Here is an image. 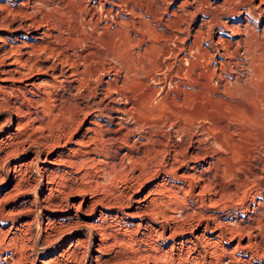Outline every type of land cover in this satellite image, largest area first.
I'll return each mask as SVG.
<instances>
[{"label":"rangeland","instance_id":"1","mask_svg":"<svg viewBox=\"0 0 264 264\" xmlns=\"http://www.w3.org/2000/svg\"><path fill=\"white\" fill-rule=\"evenodd\" d=\"M19 1L21 0H0V4L16 7ZM114 1L132 4L134 0ZM140 1L142 5L139 4ZM233 1L137 0L143 8L138 7L142 12L140 18L147 20L151 27L161 33L159 39L162 40V34L165 37L168 32L177 39L173 42L177 45L175 59L166 54L160 56L162 61L170 58L175 61L172 70L167 71V67L162 66L157 72L161 79L164 80L165 77L164 84H161L162 81L149 79L150 84H157L164 90L158 92L157 99L150 104L154 112L150 118L173 123L171 128L163 125V129L167 132L170 130L178 141H182L184 137L186 144L190 145L189 150L213 151L211 172L217 181V185L199 196L185 195L184 202L165 192L173 201L169 206L162 205L159 219L165 221L162 218L169 213L182 217L186 210L198 212H195L196 216L194 213V219L189 220L194 226L192 231L189 229L164 237L155 235V232L149 233L151 225L158 227L150 217L138 214L131 216L126 211H135V207L139 205L137 198L146 194L156 183L175 182L174 179L168 182L169 175L160 172L145 176L140 181L129 176H117L106 161L90 160L82 153L75 154L58 145L57 140L54 141L56 133L50 132L49 128H38L30 123L20 127V131L16 130L19 127L18 117L21 116H18L12 105L19 103L16 99L18 91L26 90L25 84L30 81L43 88V81L47 76L34 67L32 72L21 79H17L20 74L14 78L13 75L17 73L11 72V76L6 72L4 68L7 69L12 62V54L6 56L3 48L17 42L27 30L0 28V35L4 38L0 39V45H3L0 48V59H3L0 61V147L5 145L10 150L5 154L0 150V264H40L41 260L47 261L45 264H190L182 260L186 257L192 258L191 264H205L202 256L212 260L211 264L218 260L222 264H264V240L261 244H254L256 239L253 234L249 239L248 234L238 231H226L225 237H220L216 222L222 221L232 227L239 221L253 220L258 234L264 238V11L261 10L264 2L255 15L245 11L241 16H232L227 7L238 0ZM89 3L97 4L95 0H90ZM34 4L39 6V0H31L29 10H34V7L37 9L38 6ZM50 7L48 5V10H51ZM116 9L119 7L116 6ZM125 13L129 16L127 10ZM114 14L115 11L110 16L109 23L118 27L119 18ZM136 17L135 19H140L139 16ZM219 17L220 20L238 25L236 27L241 32L230 29L222 31L221 26L213 22L219 20ZM13 19L12 23L17 24L19 18ZM248 27L252 30L249 31ZM40 34V31H36L32 34L34 37L27 40L36 41L38 38L35 37ZM147 37V41H150L147 46L153 45L155 40L152 34ZM219 37L221 43L230 40L232 54L225 55L223 49L212 46L214 42L220 45ZM178 46L185 48L179 49ZM198 48H204L205 51L208 49L205 58L200 55ZM137 59L130 69L131 73L122 69L119 80L127 82L132 79L129 85L135 92L140 88L138 78L133 73L134 68L140 67L141 61ZM145 62L150 65L153 60L145 57ZM5 75L11 78L8 79ZM65 88L73 93L76 91L71 86ZM86 124L85 119L78 130L80 133ZM55 129L58 130L57 127ZM80 159L85 161L80 162ZM71 160L77 162L74 164ZM208 162L209 157L203 155L190 165L199 172L207 167ZM189 167L181 165L178 171L188 169L193 172ZM254 167L258 168V176L252 175ZM178 191L177 195H184ZM96 198L110 203L120 199L122 204H110L111 208L98 205L92 212L84 213L87 205ZM82 200L81 210L76 209ZM54 203L57 207H47V204ZM101 208L109 212L110 224L106 225L109 232L99 249V235L94 228L85 222L76 221H95ZM171 209H174L173 212H170ZM200 212L208 213L209 221L203 219L200 222ZM205 223L209 225L208 229L205 228ZM165 225L164 234L168 233L169 224ZM200 232L205 234L203 238ZM194 235L200 237L197 238L198 241ZM151 238L158 243L152 244ZM186 238H194L196 242L190 251L180 248L181 241ZM158 244L163 249H170L172 245L173 249L169 253L173 256H160ZM187 245L189 243L184 247ZM221 247L224 251L220 250ZM6 255L11 257L7 258ZM231 258H234V262Z\"/></svg>","mask_w":264,"mask_h":264},{"label":"bare ground","instance_id":"2","mask_svg":"<svg viewBox=\"0 0 264 264\" xmlns=\"http://www.w3.org/2000/svg\"><path fill=\"white\" fill-rule=\"evenodd\" d=\"M30 1L31 0H21L17 3L16 7L3 5V3L2 5L0 4V28H5L7 30H27V33L23 36L21 35L22 37L19 38L17 42L10 43L7 48H3V54H7L6 56L12 54V62L10 61L11 63L8 68L4 69L9 74L11 72L17 73V75H13L14 78L20 74L17 79L24 78V76L26 77L33 67L35 70L47 76L43 81V85L45 84V86L42 85L43 88L40 87L38 83L30 81L25 84L26 90L18 91L16 99L19 100V103L15 102V105L12 106L16 110L18 116L23 118L18 117L17 122L19 127H16V130L20 131V127L27 126L30 123L35 124L38 128H49L50 132L54 131L56 133L54 141L57 140V142H55L58 143V145L66 147L75 154L82 153V155L88 156L90 160H98L100 162L106 161L117 176H129L135 181H140L141 178L145 176H151L160 172L169 175L170 179L168 178V182L172 179H174L173 181L175 182H172V184H167V182L161 184L156 183L146 194L137 198V203H139V205L135 207L136 210L131 212L126 211V214L131 216L138 214L144 217H150L151 220L158 225V227L152 226V221L150 220V234L155 232V235L159 234L164 237V235L170 236V234L185 232V230L189 229L192 231L194 226L189 223V220L193 218L194 213L198 212V210L194 212L186 210L182 217L174 216L173 213H169L167 210L169 214L162 218L165 219V221L159 219L158 216L162 205L166 206L173 201L170 200V197H168L169 195H166L165 192H168L172 198L184 202L186 201L185 195H191V197L196 195L199 196L217 183L216 179L214 180V174L211 172L213 167L211 161V158H213V151L209 152L206 150V152L204 150L205 152H202L195 149L189 150L190 145L188 144V146L186 144L184 137L182 141H178L172 136L170 130L167 132L163 129V125L171 128L173 123L167 120H165L167 123H164L163 120L158 121L150 118L152 113H154L150 104L153 100L157 99V93L162 91V87H159L157 84H150L149 79L159 80L162 81L161 84H164L165 77H163L164 80L161 79L157 72L162 66L167 67V71L173 69L175 61L173 62L172 58L175 59L177 52V50H175L177 45L175 46L173 44V42L177 40L175 36H173L171 32H165V37L162 34L161 38L163 39H159L161 33L154 29L155 27H151L147 20L145 21L140 18L142 12L138 7H141L140 5L142 4L140 1L139 5L137 0H134L132 4L117 3L114 0H95L97 3L96 5L90 4V0H39V6L34 4L38 7L37 9L34 7L35 9L33 8L34 10L32 11L29 10ZM262 2H264V0H259L258 2L254 0H238L234 4L230 3L231 6L228 5L227 11L232 14V16H241L245 11L250 15H255V13H259V11H256L260 9ZM51 3L55 5H51ZM48 5L51 6V10H48ZM116 6L119 7V9H116ZM126 10L129 16L126 15ZM261 10L263 12L264 8ZM37 11L40 13H37ZM114 11V15L117 14L116 16L119 18L120 26L118 27L116 26L117 24L115 25L116 27H113L110 25L111 22L109 23L110 16L113 15ZM61 12L63 15H60ZM136 16H139L140 19H135L137 18ZM16 17L19 18V21L17 24H13V18L18 19ZM213 22L219 24L222 31H224V29H230L234 32H241V29L236 27L238 25L220 20V17L219 20L216 19ZM240 25L241 24H239V26ZM247 29L249 31L252 30L251 28L249 29V27ZM36 31H40L41 33L38 37H35L38 39L36 41L27 40V38L34 37L32 34ZM151 34L155 41H153V45L149 44L147 46L150 42L147 41L149 38L147 36ZM1 36L2 35H0V39H4ZM120 37H122L121 40L119 39ZM220 40L221 37H219L218 41L220 42ZM121 41L124 43L121 44ZM225 41L227 42H220V45L212 42V46L214 48L223 49L224 53H222L225 55L232 54L233 50L230 48V40L228 39ZM143 44H145V46H143ZM1 47H3L2 44L0 45V48ZM181 47H179V49ZM203 49L198 48V51L200 55L204 57L208 53V49H206L207 51ZM164 54L172 58L162 61L160 56ZM145 57L151 58L153 60L152 64L146 65ZM43 59L47 61L45 62ZM135 59L141 61L140 67L133 69V73L137 76L140 83V88L137 92L132 91L133 89L131 90L132 87L129 85L132 79L127 82H124L122 79L123 82L119 81L122 69L124 71L127 69V71L131 73L130 69ZM2 60L3 59H0V61ZM7 61L9 62V60ZM191 64H193V62ZM137 69L138 71H136ZM140 69L142 71H140ZM5 76L8 77L9 75ZM10 78L8 77V79ZM66 86H71L76 91L73 93L68 88H65ZM60 87H62V89ZM188 117L189 116H187V118ZM25 118H29V120ZM85 119L87 120V124L82 127L80 133L78 130L81 128ZM55 127H57L58 130H56ZM186 127L188 128V126ZM77 131L78 133L75 136V132ZM180 133L182 136V132ZM4 146L5 145L0 147V150L4 154L8 151L10 152L8 146ZM203 155L209 157V162L206 164L207 167L204 166L205 168L202 171L196 172L190 163L195 162ZM77 160H71V162L75 164ZM83 160L84 159H80V162ZM181 165L190 166L189 168L192 169L193 172L181 168V170L178 171ZM255 168L256 167H254V169ZM257 169L252 172L253 176L259 175ZM242 179L243 178H240V180ZM197 187L198 190H196ZM176 190H179L178 192L184 195H177ZM51 194L48 195L52 196ZM83 200L76 206V209L81 210V203ZM119 200L120 199H116V201L112 200L110 203L108 201L104 202L102 199L98 198L93 199L91 203L87 205L84 213L92 212L98 205H102L104 208H111L110 204H122V200H120L121 203ZM201 202L203 203V201ZM55 206V203L50 205L47 204V207L55 208ZM173 210L171 209L170 212H173ZM196 215L197 213H195V216ZM109 216V212L101 208L99 209V215L96 217L95 221H76L78 223L85 222L90 225L91 228H94L99 235V249L100 244L104 243L106 240L104 239L105 235L109 232L106 230V225L110 224L108 221ZM114 216L116 217L117 215ZM209 216L208 213L205 214L200 212L198 219L202 222L201 220L203 219H209ZM252 221L242 220L232 227L224 224L222 221H216L218 224L217 228L220 230L218 235L220 237H225L227 234L226 231L232 233L238 231L241 234L245 232L248 234L249 239L250 235L253 234L252 236L256 239V241L254 240V244H261L264 238L262 235L258 234V229L255 227L256 224L254 223V225ZM165 223H168L169 226L167 227L168 233L164 234L166 230ZM204 226L206 229L209 227L207 223H205ZM204 235L205 234L202 233L200 236L203 238ZM45 236L47 237L48 235ZM194 238L197 239L200 237L194 235ZM194 238L182 240L180 248H185L183 250L188 249L190 251L194 248L192 245L196 244ZM257 238L263 239L259 240ZM151 239L152 244L158 243L155 239ZM201 239H199V241ZM188 243L189 245L184 247V245ZM249 243L247 246H250L253 242ZM201 246L203 247L204 245L202 244ZM153 247L156 248L157 246ZM171 248L173 249L172 245L170 249H163L159 247L158 244V254L160 256L161 254L168 255L170 254ZM220 250L224 251L222 247ZM180 252H182V250ZM228 252H230V250ZM170 255L173 256L172 254ZM9 256L11 257V255H8L7 258ZM202 257L203 263L211 264L210 262L212 260L209 261L205 256ZM189 258L190 257H186L182 260L191 264L192 258ZM183 261L180 263H183ZM231 261L234 262V258H231ZM46 262L45 260H41L40 264H45ZM171 263H173V261ZM214 263L222 264L219 260ZM249 263L254 264L251 262Z\"/></svg>","mask_w":264,"mask_h":264}]
</instances>
